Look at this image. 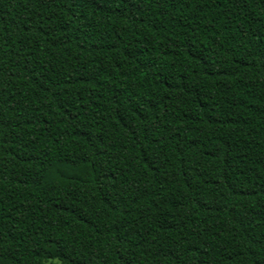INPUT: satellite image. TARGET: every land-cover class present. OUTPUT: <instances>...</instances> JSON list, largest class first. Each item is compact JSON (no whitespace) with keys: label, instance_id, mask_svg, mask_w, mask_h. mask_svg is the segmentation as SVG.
<instances>
[{"label":"trees","instance_id":"16d2710c","mask_svg":"<svg viewBox=\"0 0 264 264\" xmlns=\"http://www.w3.org/2000/svg\"><path fill=\"white\" fill-rule=\"evenodd\" d=\"M0 264H264V0H0Z\"/></svg>","mask_w":264,"mask_h":264}]
</instances>
